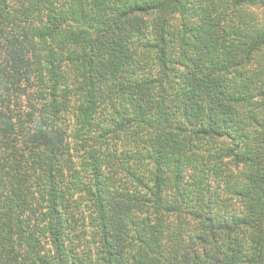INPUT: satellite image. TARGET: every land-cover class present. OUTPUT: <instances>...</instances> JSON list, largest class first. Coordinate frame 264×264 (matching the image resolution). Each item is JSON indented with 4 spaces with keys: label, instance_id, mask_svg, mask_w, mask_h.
<instances>
[{
    "label": "trees",
    "instance_id": "trees-1",
    "mask_svg": "<svg viewBox=\"0 0 264 264\" xmlns=\"http://www.w3.org/2000/svg\"><path fill=\"white\" fill-rule=\"evenodd\" d=\"M0 264H264V0H0Z\"/></svg>",
    "mask_w": 264,
    "mask_h": 264
}]
</instances>
